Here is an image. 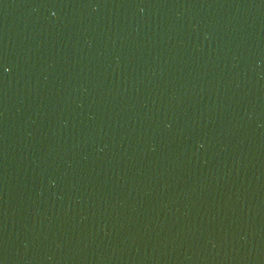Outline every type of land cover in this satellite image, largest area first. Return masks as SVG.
<instances>
[{
    "label": "water",
    "instance_id": "water-1",
    "mask_svg": "<svg viewBox=\"0 0 264 264\" xmlns=\"http://www.w3.org/2000/svg\"><path fill=\"white\" fill-rule=\"evenodd\" d=\"M0 264H264V0H0Z\"/></svg>",
    "mask_w": 264,
    "mask_h": 264
}]
</instances>
